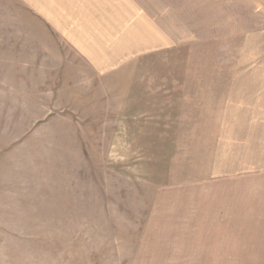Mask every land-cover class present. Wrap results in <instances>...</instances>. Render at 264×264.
<instances>
[{"label": "rangeland", "instance_id": "374dc122", "mask_svg": "<svg viewBox=\"0 0 264 264\" xmlns=\"http://www.w3.org/2000/svg\"><path fill=\"white\" fill-rule=\"evenodd\" d=\"M121 4L101 74L0 0V264H264V0Z\"/></svg>", "mask_w": 264, "mask_h": 264}, {"label": "crops", "instance_id": "0c3cea01", "mask_svg": "<svg viewBox=\"0 0 264 264\" xmlns=\"http://www.w3.org/2000/svg\"><path fill=\"white\" fill-rule=\"evenodd\" d=\"M21 1L99 73L123 65L139 17L135 19L134 13L126 19L122 0H52L50 7L48 0ZM129 7L133 13L132 5Z\"/></svg>", "mask_w": 264, "mask_h": 264}]
</instances>
